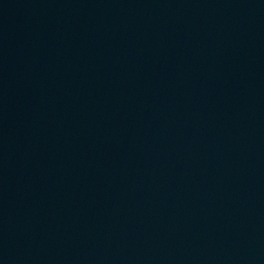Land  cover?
I'll return each instance as SVG.
<instances>
[{
	"label": "water",
	"instance_id": "obj_1",
	"mask_svg": "<svg viewBox=\"0 0 264 264\" xmlns=\"http://www.w3.org/2000/svg\"><path fill=\"white\" fill-rule=\"evenodd\" d=\"M0 264H264V16L143 106L0 172Z\"/></svg>",
	"mask_w": 264,
	"mask_h": 264
}]
</instances>
